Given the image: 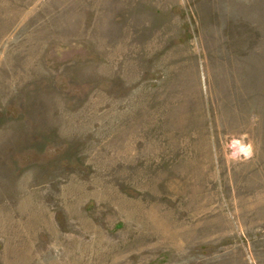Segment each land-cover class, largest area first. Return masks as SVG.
<instances>
[{
  "label": "rangeland",
  "instance_id": "obj_1",
  "mask_svg": "<svg viewBox=\"0 0 264 264\" xmlns=\"http://www.w3.org/2000/svg\"><path fill=\"white\" fill-rule=\"evenodd\" d=\"M0 264H264V0H0Z\"/></svg>",
  "mask_w": 264,
  "mask_h": 264
},
{
  "label": "clouds",
  "instance_id": "obj_2",
  "mask_svg": "<svg viewBox=\"0 0 264 264\" xmlns=\"http://www.w3.org/2000/svg\"><path fill=\"white\" fill-rule=\"evenodd\" d=\"M256 117H252L255 122ZM255 155L254 144L247 132H241L232 136L225 147V159L232 163H242L253 159Z\"/></svg>",
  "mask_w": 264,
  "mask_h": 264
}]
</instances>
